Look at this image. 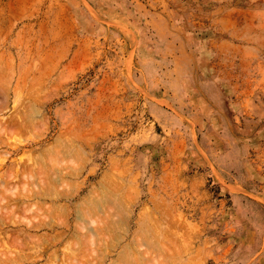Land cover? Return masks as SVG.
<instances>
[{"label": "rangeland", "instance_id": "obj_1", "mask_svg": "<svg viewBox=\"0 0 264 264\" xmlns=\"http://www.w3.org/2000/svg\"><path fill=\"white\" fill-rule=\"evenodd\" d=\"M1 240L0 264H264V0H0Z\"/></svg>", "mask_w": 264, "mask_h": 264}, {"label": "bare ground", "instance_id": "obj_2", "mask_svg": "<svg viewBox=\"0 0 264 264\" xmlns=\"http://www.w3.org/2000/svg\"><path fill=\"white\" fill-rule=\"evenodd\" d=\"M33 94H34V93H33ZM29 105H30V104H29ZM28 107H29V106H28ZM32 109L34 110L35 108H32ZM31 111H32V110H31ZM33 112H34V111H33ZM33 112H32V113H33ZM30 113H31V112H30ZM30 113H29V114H30ZM35 113H37L36 110H35V112H34L33 114H35ZM33 114H32V115H33ZM27 115H28V113H27ZM28 117H29V116H28ZM30 117H31V116H30ZM20 120H21V119H20ZM26 124H27V123H26ZM22 127H23V126H22ZM68 139H69V138H68ZM75 139H76V138H75ZM79 141H80V140H79ZM66 142H67V141H66ZM72 145H73V144H72ZM75 146H76V145H75ZM65 148H66V147H65ZM68 148H69V146H68ZM77 149H78V148H77ZM78 150H79V149H78ZM79 152H80V151H79ZM79 152H78V153H79ZM72 154H75V153L73 152ZM39 168H40V167H39ZM41 169H42V168H41ZM49 170H50V169H49ZM49 170H48V171H49ZM37 171H38V170H37ZM21 172H22V171H21ZM27 172H28V171H27ZM30 172H31V171H30ZM58 172H59V171H58ZM15 173H16V172H15ZM28 173H29V172H28ZM40 173H41V172H40ZM49 173H50V172H49ZM51 173H52V172H51ZM30 174H31V173H30ZM37 174H38V173H37ZM43 174H44V173H43ZM46 174H47V171H46ZM53 174H54V172H53ZM66 174H67V172H66ZM70 174H71V173H70ZM27 175H28V174H27ZM48 175H50V174H48ZM56 175H57V174H56ZM64 175H65V174H64ZM23 176H24V178H25V175H23ZM43 176H44V175H43ZM52 176H53V175H52ZM71 176H72V175H71ZM28 177H29V176H28ZM41 177H42V176H41ZM56 177H57V176H56ZM42 178H43V177H42ZM22 179H23V178H22ZM31 179H32V178H31ZM37 179H38V178H37ZM27 180L31 181L30 179H27ZM38 180H39V179H38ZM42 180H43V179H42ZM36 181H37V180H36ZM39 181H40V180H39ZM39 181H38V182H39ZM43 181H44V180H43ZM43 181H42V182H43ZM27 182H28V181H27ZM27 182H26V183H27ZM33 182H34V181H33ZM38 182H37V183H38ZM61 182H62V181H61ZM39 183H41V181H40ZM27 184H28V183H27ZM33 184H34V183H33ZM50 184H51V183H50ZM50 184H49V185H50ZM44 185H46V184H44ZM44 185L42 184V185H40V187L42 188ZM52 185H54V183H53ZM63 186H64V184H63ZM33 187H34V186H33ZM35 187H36V184H35ZM52 187H53V186H52ZM52 187H51V188H52ZM109 187H110V185H109ZM30 188H31V187H30ZM45 188H46V187H45ZM47 188H48V186H47ZM26 189H27V188H26ZM42 189H44V187H43ZM116 189L118 190V188H116ZM24 190H25V189H24ZM37 190H38V189H37ZM55 190H56V189H55ZM59 190H61V189H59ZM59 190H58V193H59ZM106 190H107V189H106ZM108 190H109V189H108ZM110 190H111V189H110ZM26 191H27V190H26ZM45 191H46V190H45ZM47 191H48V190H47ZM47 191H46V192H47ZM111 191H112V190H111ZM27 192H28V191H27ZM35 192H36V190H35ZM35 192H34V193H35ZM46 192H45V193H46ZM51 192H53V191H51ZM24 193H26V192H24ZM24 193H23V194H24ZM28 193H30V191H29ZM53 193H54V192H53ZM108 193H109V192H108ZM112 193H113V192H112ZM112 193H109V194L112 195ZM35 194H36V193H35ZM39 194H40V192H39ZM105 194H106V193H105ZM37 195H38V194H37ZM42 195H43V193H42ZM42 195H41V196H42ZM50 195H51V194H50ZM54 195H56V194H54ZM24 196H26V195H24ZM29 196H30V194H29ZM60 196H61V195H60ZM64 196H65V195H64ZM26 197H27V196H26ZM37 197H38V196H37ZM42 197H43V196H42ZM53 197H54V196H53ZM53 197H52V199H53ZM65 197H66V196H65ZM31 198H32V197H31ZM49 198H50V197H49ZM56 198H57V197H56ZM54 200H55V199H54ZM55 201H56V200H55ZM94 201H95V199H94ZM94 201H92V202H93V205H95V204H94ZM108 203H109V202H108ZM98 206H99V205H98ZM109 207H111V206H109ZM109 207H107V208H109ZM42 208H43V207H42ZM56 208H57V207H56ZM111 208H112V207H111ZM46 209H47V208H46ZM46 209H45V210H46ZM54 209H55V208H54ZM54 209H53V210H54ZM86 211H87V210H86ZM56 212H58V211H56ZM65 212H66V210H65ZM89 212H90V211H89ZM101 212H102V211H101ZM108 212H109V211H108ZM60 213H61V212H60ZM80 213H81V212H80ZM99 213H100V212H99ZM64 214H65V213H64ZM81 214H82V213H81ZM105 214H106V213H105ZM62 215H63V214H62ZM101 215H102V214H101ZM102 216H103V215H102ZM102 216H101V217H102ZM77 217H80V216H77ZM96 218H97V217H96ZM77 220H78V219H77ZM101 221H102V220H101ZM45 222H46V221H45ZM45 222H44V223H45ZM99 222H100V221H99ZM27 223H28V222H27ZM36 223H37V222H36ZM38 223H39V222H38ZM63 223H65V222H63ZM152 223H153V222H152ZM40 224H41V222H40ZM48 225H49V224H48ZM97 225H98V223H97ZM106 225H107V224H106ZM27 226H28V224H27ZM29 226H30V225H29ZM33 226H34V225H33ZM33 228H35V227H33ZM37 228H38V226H37ZM100 228H101V227H100ZM104 228H105V227H104ZM104 228H103V229H104ZM78 231H79V230H78ZM58 233H59V232H58ZM64 234H65V233H64ZM100 234H101V233H100ZM95 235H96V234H95ZM97 235H98V234H97ZM5 236H6V235H5ZM46 236H50V235H46ZM55 236H56V235H55ZM58 236H59V235H58ZM99 236H102V235H99ZM50 237H51V236H50ZM56 237H57V236H56ZM81 237H82V236H81ZM89 237H90V236H89ZM11 238H12V237H11ZM25 238H26V237H25ZM25 238H24V241H25ZM42 238H43V237H42ZM44 238H45V237H44ZM48 238H49V237H48ZM57 238H59V237H57ZM91 238H92V237H91ZM164 238H165V237H164ZM12 239H15V238H12ZM12 239H11V240H12ZM46 239H47V238H46ZM4 240H5V239H4ZM15 240H16V239H15ZM18 240H19V239H18ZM32 240H34V239H31V242H32ZM44 240H45V239H44ZM50 240H51V239H50ZM54 240H56V239H54ZM89 240H90V239H89ZM89 240L86 239L87 242H88ZM93 240H95V239H93ZM2 241H3V240H1L0 242H2ZM29 241H30V240H29ZM45 241H46V240H45ZM95 241H96V240H95ZM5 242H6V240H5ZM14 242H15V241H14ZM36 242H37V241H36ZM36 242H35V243H36ZM47 242H48V241H47ZM11 243H12V242H11ZM16 243H17V242H16ZM25 243H26V242H25ZM29 243H30V242H29ZM33 243H34V242H33ZM75 243H76V242H75ZM85 243H86V242H85ZM89 243H90V242H89ZM93 243H95V242H93ZM0 244H1V243H0ZM6 244H7V243H6ZM38 244H39V243H38ZM40 244H42V243H40ZM40 244H39V245H40ZM45 244H46V243H45ZM90 244H92V241H91ZM95 244H96V243H95ZM8 245H10V243H9ZM20 245H21V244H20ZM75 245H77V244H75ZM87 245H88V244H87ZM48 246H49V245H48ZM77 246H78V245H77ZM89 246H90V245H89ZM0 247H1V245H0ZM10 247L12 248L11 245H10ZM14 247H15V244H14ZM18 247L21 248L20 246H18ZM38 247H39V246H38ZM90 247H91V246H90ZM26 248H27V247H26ZM26 248H25V249H26ZM73 248H74V247H73ZM91 248H92V247H91ZM14 249H15V248H14ZM22 249H23V248H22ZM25 249H24V250H25ZM79 249H80V248H79ZM81 249H82V248H81ZM89 249H90V248H89ZM97 249H98V248H97ZM15 250H16V249H15ZM27 250H29V249H27ZM30 250H31V249H30ZM44 250H45V249H44ZM91 251H92V254H91V255H93V250H91ZM77 252H78V250H77ZM80 252H81V251H80ZM5 253H6V252H5ZM5 253H4V254H5ZM10 253H11V252H10ZM56 253H57V252H56ZM56 253H55V254H56ZM84 253H85V252H84ZM88 253H89V251H88ZM4 254L2 253L1 256L4 255ZM89 254H90V253H89ZM89 254H87V255H89ZM94 254H95V253H94ZM96 254H97V252H96ZM65 255H66V254H65ZM91 255H90V257H91ZM22 256H23V255H22ZM25 256H27V255H25ZM30 256L32 257V255H30ZM30 256H29V257H30ZM77 256H78V255H77ZM77 256H76V257H77ZM93 256H94V255H93ZM48 257H49V255H48ZM94 257H95V256H94ZM97 257H98V255H97ZM2 258H4V257H2ZM22 258H24V257H22ZM50 258H51V257H50ZM80 258H81V256H80ZM26 259H27V258H26ZM8 260H9V259H8ZM17 260H18V259H16V261H17ZM21 260H22V259H21ZM28 260H29V259H28ZM65 260H66V259H65ZM85 260H86V259H85ZM18 261H20V259H19ZM72 261H73V260H72ZM49 262H50V261H49ZM66 262H67V261H66ZM73 262H74V261H73Z\"/></svg>", "mask_w": 264, "mask_h": 264}]
</instances>
